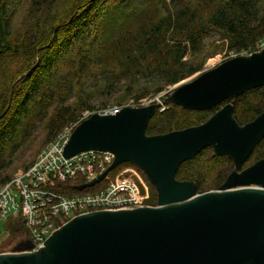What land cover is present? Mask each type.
Wrapping results in <instances>:
<instances>
[{
	"label": "water",
	"instance_id": "1",
	"mask_svg": "<svg viewBox=\"0 0 264 264\" xmlns=\"http://www.w3.org/2000/svg\"><path fill=\"white\" fill-rule=\"evenodd\" d=\"M260 87L264 48L199 73L163 102L83 120L65 146V157L94 150L111 152L115 159L76 190L92 188L117 167L132 163L155 188L156 205L80 214L54 231L41 249L32 251L30 241L21 242L0 254V264H264V157L243 169L264 139V111L241 125L232 101L202 124L147 134L164 105L210 111ZM207 148L231 159L234 169L218 188L199 194L195 181L176 175Z\"/></svg>",
	"mask_w": 264,
	"mask_h": 264
},
{
	"label": "trees",
	"instance_id": "2",
	"mask_svg": "<svg viewBox=\"0 0 264 264\" xmlns=\"http://www.w3.org/2000/svg\"><path fill=\"white\" fill-rule=\"evenodd\" d=\"M14 1L0 0V71L11 73L8 84L0 85V186L12 179L17 157L43 125L51 143L80 121L84 111L93 115L107 107L129 105L113 103L96 111L91 103L97 96L81 83L96 81L107 93L128 90L138 104L203 71L206 60L214 55H209L210 39H217L236 56L254 53L264 40V0H146L156 10L155 19L116 40L111 48L115 67L100 70L95 67L100 64L105 19L128 0H75L66 16L56 22L50 19L63 0H27L29 23L21 37L14 36ZM187 56L191 60L184 61ZM19 62L24 67L15 65ZM142 88L146 90L139 93ZM232 101L234 117L244 125L264 111V87L210 111H188L168 104L152 118L147 134L202 124ZM212 150L207 148L183 163L176 175L181 181H195L199 194L218 188L234 169L231 159L214 156ZM263 157L264 139L244 168ZM194 163L195 171L190 172ZM204 177L213 178L212 189H207ZM80 182L78 178L57 187L73 196L81 193L75 188ZM152 199L149 205H154ZM14 233L22 238L28 235L24 225Z\"/></svg>",
	"mask_w": 264,
	"mask_h": 264
},
{
	"label": "built area",
	"instance_id": "3",
	"mask_svg": "<svg viewBox=\"0 0 264 264\" xmlns=\"http://www.w3.org/2000/svg\"><path fill=\"white\" fill-rule=\"evenodd\" d=\"M263 48L264 40L256 52ZM122 108L111 106L98 113L116 114ZM90 116V113H84L80 121L67 127L49 143L28 168L17 172L9 182L0 186V221L5 222L10 216L20 217L36 250L61 227L59 220L62 217L68 222L87 212L129 210L149 205L148 185L141 177L134 179L128 171L120 170L114 177L109 173L102 183L77 195L67 196L59 192V183L78 178L82 179L80 184L91 182L114 162L113 153L94 150L70 160L65 157V146L75 128Z\"/></svg>",
	"mask_w": 264,
	"mask_h": 264
},
{
	"label": "rangeland",
	"instance_id": "4",
	"mask_svg": "<svg viewBox=\"0 0 264 264\" xmlns=\"http://www.w3.org/2000/svg\"><path fill=\"white\" fill-rule=\"evenodd\" d=\"M75 0H63V3L55 10L54 15L50 19L51 22H56L58 19L63 18L66 16L67 12L70 10L72 5L74 4ZM14 7L16 9L15 16H14V36H23L26 32L28 26V2L27 0H15ZM162 12V9H160ZM156 10L154 6L149 1L144 0H128L127 4L126 1L124 4L119 6V8L115 9L111 12L105 19L104 24V33L100 36L102 38V50H101V58L100 64L96 66V69H111L115 67V60H114V53L111 51V48L114 46L116 40H118L124 33L135 30L141 23L147 22L149 20L155 19ZM217 39L214 41L213 38L207 41L208 46L210 47L209 55L214 54L211 58L206 60L204 65V69L201 72L213 69L214 67L218 66L222 62L235 57L236 55L228 53L225 49L222 48L223 44H219ZM106 49L108 51L106 52ZM256 52V51H255ZM113 54V55H112ZM192 56H187L184 58V61L191 60ZM17 67L20 66L21 68L24 67V64L21 65V62L15 64ZM13 72H16L14 70ZM199 72V73H201ZM8 71H0V85L5 84L9 81L11 77V73H9L6 81L4 77ZM199 73L196 75L180 82L179 84L188 82L195 78ZM8 84V83H7ZM177 84V85H179ZM176 85V86H177ZM81 86H85L94 92L95 99L93 100L92 106L94 110H99L106 105L123 102V104L128 105H148L154 102H163L171 90H173L176 86L169 87L165 91H163L159 95H150L146 98H143L140 103L136 104L133 103L135 101L134 97L129 95L128 90H123L119 93L112 92L107 93L103 91V87L96 81H88L86 83H81ZM146 89L142 88L138 92L142 93ZM107 93V94H106ZM131 94V93H130ZM168 105V104H167ZM167 105H164L167 106ZM163 107V108H164ZM89 111H84V113H88ZM91 112V111H90ZM83 113V114H84ZM50 141L46 139V130L45 125L42 126L40 131L38 132L37 136L30 142V144L20 153L17 157V161L12 168V176H14L17 172H20L30 165V163L34 160V158L40 153ZM213 151V150H212ZM214 154V153H213ZM215 156V155H214ZM194 163L191 165L192 170L190 172L195 171ZM130 168V169H128ZM128 169V170H125ZM121 171H128V174L132 175L134 179L142 178L144 182L148 185L147 188L150 191V196L152 201L150 204L157 203V192L152 191L149 185V181L147 182L144 176V173L137 168L136 166L132 167H122L119 166V169H115L110 172L111 176H116ZM21 173V172H20ZM213 178L204 177V184L207 186V189H212L211 185L214 181ZM152 186V185H151ZM88 189V188H87ZM154 205H147V206H154ZM145 207V206H144ZM88 213V212H87ZM70 221V220H69ZM67 223L64 217L59 220V225L63 226ZM23 226L20 217H12L10 216L5 222L0 221V253H8L10 252L17 244L20 243L22 236L14 233V230L18 226Z\"/></svg>",
	"mask_w": 264,
	"mask_h": 264
},
{
	"label": "bare ground",
	"instance_id": "5",
	"mask_svg": "<svg viewBox=\"0 0 264 264\" xmlns=\"http://www.w3.org/2000/svg\"><path fill=\"white\" fill-rule=\"evenodd\" d=\"M217 107H218V106H217ZM253 152H254V151H253ZM181 166H182V165H181ZM117 168H118V167H117ZM117 168H116V169H117ZM243 169H244V166H243ZM103 173H104V172H103ZM102 181H103V180H102ZM102 181H101L100 183H102ZM98 184H99V183H98ZM58 229H59V228H58ZM52 234H53V233H52ZM52 234H51V235H52ZM51 235H50V236H51ZM50 236H49V237H50ZM49 237H48V238H49ZM48 238H47V239H48ZM47 239H46V240H47ZM46 240H45V241H46ZM24 241H30V242L32 243V241L29 239V236H28V235H27V237L22 238V239L20 240V243H21V242H24ZM32 244H33V243H32ZM33 245H34V244H33ZM43 246H44V245H43ZM41 248H42V247H41ZM41 248H40V249H41ZM37 250H39V249H37ZM37 250H36L35 247H34V249H33L32 251H37Z\"/></svg>",
	"mask_w": 264,
	"mask_h": 264
},
{
	"label": "flooded vegetation",
	"instance_id": "6",
	"mask_svg": "<svg viewBox=\"0 0 264 264\" xmlns=\"http://www.w3.org/2000/svg\"><path fill=\"white\" fill-rule=\"evenodd\" d=\"M18 245V244H17ZM1 254V253H0Z\"/></svg>",
	"mask_w": 264,
	"mask_h": 264
}]
</instances>
